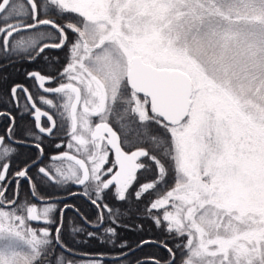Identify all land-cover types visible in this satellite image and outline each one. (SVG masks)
<instances>
[{
	"label": "snow or ice",
	"instance_id": "6c2138e0",
	"mask_svg": "<svg viewBox=\"0 0 264 264\" xmlns=\"http://www.w3.org/2000/svg\"><path fill=\"white\" fill-rule=\"evenodd\" d=\"M46 49L66 50L64 64L27 71L33 90L14 83L3 101L34 124L17 139L0 112V264H115L128 253L68 247L66 212L85 236L75 243L125 249L117 229L145 194L142 214L179 243L137 264H264V0H0V58L33 63ZM57 134L67 150L53 166ZM71 185L82 191L41 195ZM78 195L91 218L65 203Z\"/></svg>",
	"mask_w": 264,
	"mask_h": 264
},
{
	"label": "trees",
	"instance_id": "16d2710c",
	"mask_svg": "<svg viewBox=\"0 0 264 264\" xmlns=\"http://www.w3.org/2000/svg\"><path fill=\"white\" fill-rule=\"evenodd\" d=\"M44 31L45 29H41ZM46 42H53V41H46ZM65 51L55 50V49H46L44 53L41 54L39 58L33 63L28 62H12V60H7L0 58V77H6L4 80H0V90H2L5 95L2 100H0V112H10L12 108V103H5L4 100H10V96L7 95L10 92V86L14 83H20L27 85L28 79L26 78V72L31 71L33 69H39L44 73V71L48 69V62H55V58L59 57L61 62L60 65L54 66L56 68H60L65 60ZM45 57L48 58V61H45ZM9 119L6 117L0 116V133L5 134L6 127L9 125ZM27 152L22 153L21 159H27L29 156H33L35 153V149L30 147L29 150L25 149ZM16 163L13 162L12 171L17 169ZM55 165V163H53ZM54 188L46 187V193L51 194L54 192ZM155 198V197H153ZM107 202V201H106ZM147 202L149 198L147 194L145 197L142 198L141 202L139 203V208L141 211H137V205L132 204V212L129 217L123 220V224L128 225L127 228L119 227L117 229L118 236L116 238V244L121 243L124 240L128 241V248L120 249L115 247V245L104 243L102 244L98 240H87L86 242L75 243L74 241H85V236L83 234L77 233L75 236L71 235V229L75 226L77 222H79V217L73 220L74 214L72 217H66L65 221V236H66V243L68 247L73 249L74 252L79 254H87L89 256H96L99 253H108L110 255H116L121 252H125L127 250L132 249L135 246H138L141 241L149 240V241H156L157 243H147L145 245L139 246L134 251L128 253L127 257L115 261V264H135V262L140 260H149L152 258L163 260L169 256L167 249L162 247L158 242L164 241L168 243L169 247H172L174 251L175 244L179 243V240H173L163 228H157L156 225L152 222L151 219L147 218L142 214V210L147 206ZM85 215L90 217V214L85 212V210L79 205L78 206ZM95 210V209H94ZM155 213V210H154ZM91 218V217H90ZM137 225L141 227H137ZM92 230V229H89ZM71 259L72 257L69 256ZM76 259H80V256H77ZM105 264H113L112 260H106Z\"/></svg>",
	"mask_w": 264,
	"mask_h": 264
},
{
	"label": "flooded vegetation",
	"instance_id": "af4514ba",
	"mask_svg": "<svg viewBox=\"0 0 264 264\" xmlns=\"http://www.w3.org/2000/svg\"><path fill=\"white\" fill-rule=\"evenodd\" d=\"M52 63L55 66H58V65L61 64V62H59V64H56L55 62H52ZM33 70H39V69H33ZM48 71L49 70L44 71L43 74H48ZM34 84H35L34 81L28 80L27 81V85H25V86L29 87L30 90H33ZM46 86H55V85H46ZM35 91L39 92L38 89H35ZM49 98H51V97H49ZM43 107H44V110H47V106H43ZM10 112H11L12 116H14L16 118V127H17V137L16 138L19 139L20 138V133L22 132V130L26 126L34 124V120H33L32 116L29 113H25L22 108L17 109L13 104H12V108H11ZM42 122L46 123V120L44 118H42ZM7 128H8V126L6 127V131H7ZM5 134H6V132H5ZM5 134L0 133V135H5ZM61 139L65 140V146L61 147L60 149H56L55 148V144L59 143ZM66 144H67V138L64 137L62 134H57V135L49 138L48 140H46L45 141V145H46L47 156L45 158V163L46 164L47 163H51V164L55 163V165L53 164V166H59V162L50 161L48 159V157L52 156L53 154H56V153L63 152L65 150H67L66 149ZM29 148H30V146L25 145L20 150L23 151L24 153H26L27 151L25 149L29 150ZM16 170L17 169L13 170V172L16 171ZM33 171H35V169H33ZM78 190L82 191V188L77 187L75 185H71L70 187L69 186H64V188H62L60 190L55 189L54 192H52L51 194L60 195V196H66V191H78ZM46 194H47L46 193V187H42L41 188V195H46ZM20 196L22 198L25 197V196H30L29 186H28V184L26 182H22V184H21ZM65 203L75 204L77 207L80 205L85 210V212L90 214V217H92L94 215V212H95L94 207L90 204V202H87L85 200V198L82 197V196L78 195V196H75V197H67L65 199ZM39 206L40 205H38V207ZM61 207H62V205H61ZM72 214H74L72 211H67L66 212V217L71 218ZM32 226L33 227L43 226V222H32ZM127 251H129V250H127ZM127 251H125V252H127Z\"/></svg>",
	"mask_w": 264,
	"mask_h": 264
},
{
	"label": "bare ground",
	"instance_id": "6f19581e",
	"mask_svg": "<svg viewBox=\"0 0 264 264\" xmlns=\"http://www.w3.org/2000/svg\"><path fill=\"white\" fill-rule=\"evenodd\" d=\"M135 250V249H134ZM134 250H132V251H134ZM128 252V251H127ZM131 252V251H130ZM129 253V252H128ZM120 254V253H119ZM98 255H104L105 257H111V256H115V255H110V254H108V253H99ZM116 255H118V254H116Z\"/></svg>",
	"mask_w": 264,
	"mask_h": 264
},
{
	"label": "water",
	"instance_id": "95a60500",
	"mask_svg": "<svg viewBox=\"0 0 264 264\" xmlns=\"http://www.w3.org/2000/svg\"><path fill=\"white\" fill-rule=\"evenodd\" d=\"M56 154H58V153H56ZM56 154H53V155H56ZM77 187H79V186H77ZM147 241H148V240H147ZM139 245H140V244H139ZM139 245H138L137 247H135V248H132L131 251L134 250V249H136V248H138ZM128 252H130V250H129ZM128 252H127V253H128ZM96 256H99V255H96ZM135 264H137V262H136Z\"/></svg>",
	"mask_w": 264,
	"mask_h": 264
},
{
	"label": "rangeland",
	"instance_id": "374dc122",
	"mask_svg": "<svg viewBox=\"0 0 264 264\" xmlns=\"http://www.w3.org/2000/svg\"><path fill=\"white\" fill-rule=\"evenodd\" d=\"M135 247H137V246H135ZM135 247H133V248H135Z\"/></svg>",
	"mask_w": 264,
	"mask_h": 264
}]
</instances>
